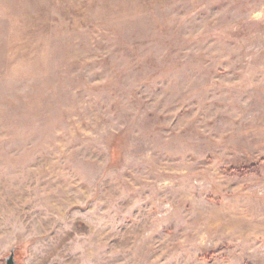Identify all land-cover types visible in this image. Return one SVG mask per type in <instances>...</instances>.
I'll list each match as a JSON object with an SVG mask.
<instances>
[{
	"label": "rangeland",
	"instance_id": "obj_1",
	"mask_svg": "<svg viewBox=\"0 0 264 264\" xmlns=\"http://www.w3.org/2000/svg\"><path fill=\"white\" fill-rule=\"evenodd\" d=\"M264 264V0H0V264Z\"/></svg>",
	"mask_w": 264,
	"mask_h": 264
},
{
	"label": "water",
	"instance_id": "obj_2",
	"mask_svg": "<svg viewBox=\"0 0 264 264\" xmlns=\"http://www.w3.org/2000/svg\"><path fill=\"white\" fill-rule=\"evenodd\" d=\"M3 264H17L15 259V247L11 248L9 254L4 257Z\"/></svg>",
	"mask_w": 264,
	"mask_h": 264
}]
</instances>
